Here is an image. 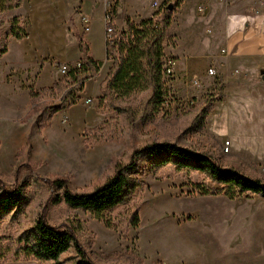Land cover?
Masks as SVG:
<instances>
[{
  "label": "rangeland",
  "instance_id": "obj_1",
  "mask_svg": "<svg viewBox=\"0 0 264 264\" xmlns=\"http://www.w3.org/2000/svg\"><path fill=\"white\" fill-rule=\"evenodd\" d=\"M131 1L138 9L149 4L150 17L158 15L152 7L156 0ZM113 5L123 11L119 21L124 10ZM67 12L55 10L51 0H22L19 8L0 12V50H5L0 57V180L7 189L22 186L24 197L18 212L0 220V264L32 261L21 259L17 240L31 229L46 200L60 194L45 181L64 177L73 192L88 191L110 175L115 162L126 163L133 150L150 143L207 153L223 168L236 167L264 180V77L254 81L233 73L224 78L212 67L214 74L206 73L197 30L173 29L190 55L177 67L196 75L161 72L166 92L161 102L149 104L148 90L110 99L104 79L99 95L52 115L41 131L40 114L22 122L33 102L24 92H34L52 69H59L56 59H62L64 36L82 42L80 16L74 12L68 17ZM13 18L27 35L21 40L10 35ZM113 28L119 35L124 29L116 23ZM171 45L169 37L163 51ZM169 60L163 53V67ZM66 82L71 84L68 78ZM110 100L135 114L132 128ZM37 102L56 105L59 96ZM132 177L123 203L100 219L60 202L45 213L47 222L82 223L78 240L94 264H264V197L242 194L230 200L205 174L178 171L170 164L157 167L149 158L137 162ZM137 208L139 223L133 228L128 220ZM73 258L70 251L60 262L72 264Z\"/></svg>",
  "mask_w": 264,
  "mask_h": 264
},
{
  "label": "trees",
  "instance_id": "obj_2",
  "mask_svg": "<svg viewBox=\"0 0 264 264\" xmlns=\"http://www.w3.org/2000/svg\"><path fill=\"white\" fill-rule=\"evenodd\" d=\"M22 0H0V12H10L21 6ZM181 0H166L162 19L157 21L155 15L139 24L126 22V27L115 40V45L106 42V59L112 64L105 77L107 94L116 98L126 96L134 90L149 91V104L161 102L166 97L161 80L163 65V43L170 37L172 15L179 7ZM172 10H168V6ZM10 35L21 40L27 35L20 27L17 18H13ZM79 51L83 54L79 60L80 67H70L64 78L54 83L50 88L42 89L39 93L29 91L32 108L26 113L22 122L28 121L35 114L41 115L38 131L45 127L49 118L66 107H72L80 100L79 93L83 91L84 83L95 78L101 67L100 62H94L86 55L82 42L78 43ZM5 50H0V57ZM60 68V66H59ZM71 84H67L66 79ZM50 94H57L59 102L56 105H45L37 102L38 98ZM110 107L125 117L129 128L135 123V114L128 108L109 101ZM149 158L155 166L172 165L178 171H199L212 182L224 189V196L234 199L242 194L264 197V180L245 175L236 167L223 168L207 153H200L193 149L162 142L150 143L142 148L133 150L127 157L126 163H114L110 175L100 184L88 191L75 193L71 189L69 180L64 177L54 178L45 183L49 189L60 192L55 198H49L43 205L42 211L33 221L29 231L18 238L17 253L21 259L36 261L39 264H62L60 257L70 251L74 258L72 264H94L78 236L84 225L79 221H67L60 226H51L47 222L45 213L49 208L62 202L71 210H82L100 219L101 215L124 201L126 193L132 186V175L136 172L137 162ZM22 186L14 184L7 189L0 180V220L9 214L18 212L24 201ZM206 194V192H203ZM138 208L128 220V225L135 228L139 223ZM133 264H141L136 261Z\"/></svg>",
  "mask_w": 264,
  "mask_h": 264
},
{
  "label": "crops",
  "instance_id": "obj_3",
  "mask_svg": "<svg viewBox=\"0 0 264 264\" xmlns=\"http://www.w3.org/2000/svg\"><path fill=\"white\" fill-rule=\"evenodd\" d=\"M164 0H156L162 4ZM176 0H172L174 2ZM55 10L68 9L65 16H72L78 12L80 19L88 16L91 20L88 32L80 34L82 43L86 49V55L94 62H100L101 67L98 75L85 82L83 91L79 93L80 100L72 107H66L61 111H70L89 98L99 95L101 85L111 67V62L106 59V41L104 33L105 6L109 4L118 8L119 4L123 10L121 20L115 21L117 26L124 28L127 21L139 24L140 21L150 18L148 12L149 4L138 9L131 0H51ZM204 7L202 14L197 8ZM123 12V11H122ZM75 25L77 21L75 20ZM81 26V25H80ZM186 28V30H197L198 54L207 63V69L212 67L224 78L231 77V74H240L249 80H259L264 75V0H181L178 8L172 15L170 26V38L172 45L166 48L163 53L171 57L172 71L175 74H190L186 68H178L177 63L181 60L187 62L189 56L184 53L182 46L177 42V35L173 29ZM78 42L74 37L69 40L64 36L62 44V59H56L59 66L72 67L82 58ZM186 59V60H185ZM39 70H41L39 68ZM48 81L39 88L34 89L39 93L42 89L50 88L61 79L59 69L51 70ZM207 73V70H206ZM195 74L191 73L190 75ZM39 75L37 72L36 78ZM196 75V74H195ZM102 77V78H100ZM27 101L29 102V91ZM5 264H37L36 262H8Z\"/></svg>",
  "mask_w": 264,
  "mask_h": 264
},
{
  "label": "built area",
  "instance_id": "obj_4",
  "mask_svg": "<svg viewBox=\"0 0 264 264\" xmlns=\"http://www.w3.org/2000/svg\"><path fill=\"white\" fill-rule=\"evenodd\" d=\"M152 7L156 10V12L158 13V15L155 17V19L157 21H160L162 19V12H159L161 6L160 4L154 2L152 4ZM197 11L198 13L202 14L204 12V7L203 6H199L197 8ZM122 12L120 8H113L112 6H110L109 4H106L105 6V14H104V20H103V23H104V33H105V41L110 44V45H115L116 42L115 40H118L119 38V34L115 33L114 31V23L116 21V19L118 18V14ZM90 18L88 16H82L81 17V23L83 25V29H84V32H88L89 31V27H90ZM73 68H79L80 67V62H76L73 66ZM172 64H168V66H165L163 69H164V74L166 75H170L172 73ZM69 66H61L59 68V72L61 73V75H65L68 71H69ZM208 74L209 75H213L214 72L212 69H208ZM90 100H86V103H89Z\"/></svg>",
  "mask_w": 264,
  "mask_h": 264
},
{
  "label": "water",
  "instance_id": "obj_5",
  "mask_svg": "<svg viewBox=\"0 0 264 264\" xmlns=\"http://www.w3.org/2000/svg\"><path fill=\"white\" fill-rule=\"evenodd\" d=\"M168 10H169V11L172 10V6H171V5L168 6ZM262 77H264V75H263Z\"/></svg>",
  "mask_w": 264,
  "mask_h": 264
}]
</instances>
